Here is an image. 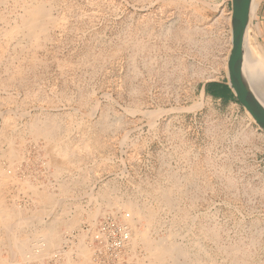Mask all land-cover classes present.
Here are the masks:
<instances>
[{"label": "rangeland", "instance_id": "1", "mask_svg": "<svg viewBox=\"0 0 264 264\" xmlns=\"http://www.w3.org/2000/svg\"><path fill=\"white\" fill-rule=\"evenodd\" d=\"M21 2L0 0V34L23 14ZM38 2L49 13V38L37 48L23 41L14 55L9 42L0 53V130L5 125L20 147L13 175L54 195L62 250L80 234L90 245L100 221L129 213L89 222L107 188L120 200L150 202L152 236H171L194 264H264V133L239 103L202 92L227 82L230 0ZM46 115L75 155L61 171L48 163L46 140L23 133L32 117ZM83 130L98 146L84 148ZM66 182L73 192L63 196ZM162 190L173 206L158 201ZM39 216L38 224L54 217Z\"/></svg>", "mask_w": 264, "mask_h": 264}, {"label": "bare ground", "instance_id": "2", "mask_svg": "<svg viewBox=\"0 0 264 264\" xmlns=\"http://www.w3.org/2000/svg\"><path fill=\"white\" fill-rule=\"evenodd\" d=\"M260 1L261 0H252V2H251L249 22H248L246 33H245L243 76H244V79L247 82H249V84L251 85L253 90H255V92L258 93L259 99L264 104V53L261 50V48L259 47L257 41L255 40L253 33H252V27H251L255 11H256L257 6L259 5ZM22 2H21L22 3L21 7L23 6V14L22 15L20 14L21 16H19V19H17L16 21L14 19V24L7 25L8 27L6 29H2V33H1L2 35L1 34L0 35H1V37H3V39H2L3 45L2 46L0 45V53L2 51L5 52V50L8 48L7 46H9L10 44L14 45L13 50L11 49L12 52H14L18 47L21 48L23 41L28 42L30 44L33 43V48H37V47L41 46L40 44L42 41L46 40L47 37L49 38V36H48L49 35L48 34L49 13L45 10L46 8H43L42 5L40 4V2H38V0H30L29 2L22 0ZM6 21L9 22L8 20H6ZM50 22H51V20H50ZM54 22L51 23V25H53ZM249 36L251 37L253 44L251 43ZM9 42H10V44L8 45ZM4 47L5 48L7 47V48L4 49ZM19 50H20V52L22 51L21 49H19ZM15 52H18V51H15ZM15 52L13 53V55L15 54ZM0 57H2L1 54H0ZM51 117H52V115H51ZM6 124L8 125V123H6ZM9 125H8V127H9ZM4 126H3V129L0 130V133L1 134L3 133V135L0 134V150H2L0 160L3 158L6 161L5 163L7 164L6 165L7 167L5 166L6 168L3 169L0 166V230H5V233H6V231L11 227V225L13 223H16L17 228H15V229H18L17 231H19V228H22V227H24L25 229L30 228L33 225L32 222L34 220V218H31V217H33V216L37 217V215L41 214L44 211V207L53 206L55 204L56 200H54L55 199L54 195H50L49 193L46 194V193L35 192L33 185L31 183L27 182L28 179L27 180L23 179V186L27 189L34 190V192H35L33 194L35 196V199H32V204H34L33 202L35 201V203L39 204L41 209L37 210L38 208L34 209L35 207L31 208V209H28L29 207H25V208L22 207V208H20V211H17V210L15 211V210H13V208L11 209L10 206L8 207L7 204L1 203V200L4 197V194L6 193L5 191L8 190V188H9V187H4L5 186L4 184H7V185L10 184L11 181L13 180V178L15 176H17V174L13 175V172L17 169V163H19V161H21V158H22L18 152V148H20V147L17 148L16 146H18V145L15 146V144L12 142V139H10V137H7V133H6L7 128ZM27 126H28V129H27ZM23 128L25 129V127H22V129ZM11 129H13V128L11 127ZM10 131H12V130H10ZM17 131H15V132H17ZM21 131H23V130H21ZM21 131L19 134H22ZM25 131H28L30 134H32L35 139L37 137H42V138H44L43 140H46L45 141V142H47L46 152L48 153V156H49V157L46 156L49 159L48 163L54 164V165L56 164L58 166L57 170L61 171V169L65 168L67 166V164L70 166L71 160L73 163L74 158L72 159L71 157H74L75 155L74 156L70 155L71 154L70 153V145L69 144L67 145V143L65 142L66 139H65V141H63V139L60 138L61 137L60 135H61V133H63L64 130L61 129L60 124H58L53 118H49L48 116L47 117H43V116L42 117H40V116L32 117L30 122H28V124L26 125V130H24L23 133H25ZM15 132H14V134H15ZM28 132H27V134H28ZM82 134H83L82 135L83 136V144L82 145L84 146V148H88L87 146H89V148H91L94 145V140L90 139V141L88 142V140L86 139L87 136H86L84 130L82 131ZM15 135H17V134H15ZM18 136H20V135H18ZM11 137H12V134H11ZM33 137L31 136V138H33ZM19 139H21V138H19ZM37 140H38V138H37ZM20 143H22V142H20ZM95 143L96 144L94 146L97 145V141H95ZM79 144H81V143H79ZM3 146H5V148ZM75 148H77V147H75ZM44 150H45V148H44ZM74 154H75V152H74ZM35 159H37V158H35ZM26 162H29V161H26ZM48 163L45 162L44 165H46ZM73 164H75V163H73ZM63 165H65V166L63 167ZM71 166H73V165H71ZM14 173H16V172H14ZM11 176H14V177L12 178ZM10 177L12 179H9ZM84 179H85V177H84ZM11 185H13V184H10V186ZM76 186H78V185H76ZM15 187H16V185H15ZM71 187H72V182L71 183L66 182V183L60 184L59 188L61 189L60 190L61 194H63V196L66 193L68 194L69 191H71ZM104 189L105 190L103 191V193H101L99 195L97 194L98 198L101 199L100 201H102V203H100V204L98 203V206L94 207L95 209H93L91 211V213L89 214V219H90L89 222L90 223L93 222L98 216H101V215L102 216H104V215L114 216L117 212H119L121 210L128 211L130 218L126 219L125 221L129 227L130 239L125 244V248H124V252H123L124 256L127 257V260L129 258L130 260H134L135 263H138V264H194L192 259L190 260L189 258H187V256L184 257V254H185L184 251L174 243L171 236H167L165 238H154L152 236L153 231H154V227H156L158 225V223L156 221L157 220L156 219L157 212L155 211L156 212V214H155V212H154L155 209L153 208L154 206L149 207L150 202H148V203L139 202L136 200V198H127L126 200H120L117 196L113 195L109 189H107V188H104ZM8 192H9V190H8ZM71 192H73V191H71ZM170 193H171V191H169V190L166 192L165 191L163 192V190H162V194L160 195V198L158 199V201L161 202V204L166 208L167 207L169 208V206L170 207L173 206V204L175 203V201H174V203H172L173 201L170 198L171 196L169 197ZM12 195H14V194L12 193ZM66 197H67V195H66ZM60 201H61V199H60ZM56 205L58 206V203ZM57 206H55V207H57ZM50 208H52V207H50ZM53 210H55V209L53 208L52 211ZM46 213H48V212H46ZM31 219H32V221H31ZM53 219H54V217H53ZM119 219H120V217H119ZM140 219L145 220L144 228L142 230L138 229V224H137V223H141V222H139ZM56 221L54 223H56ZM41 225H43V224L41 223ZM47 225L42 226V228H41L42 230H40L42 232L43 238H39V239H42V240H37L39 242L42 241L41 244L39 243L37 245V246H40L42 248L37 249L36 247H34L35 251H30L29 255H28V251H27V255H28V256H26V258L28 257L27 259H29V260L31 259L32 261L38 262L39 260L45 258L47 255H50L51 253H53V252L50 253V251L52 249L53 250L55 249L56 253L59 256L63 255L62 258H59V261L61 262V264H94L93 255H94L95 247L91 244V236H90V245H89L86 242L87 241L86 240V238H87L86 234H82V235L80 234L79 238H77V240H78L77 243L73 246L74 248L71 250L68 248L69 250H67L65 252L61 248L62 247L61 244L63 241H61L60 238L57 236V234H55L53 232L55 230L54 227H56V226L53 224H50V225L47 224ZM44 227H45V229H44ZM14 233H15V230H14ZM91 233H93V232H91ZM0 234H2V233H0ZM6 240H5V237H2V235H1V237H0V246L1 247L5 246ZM13 240L14 241H12V242H13V244H15L14 246H13L12 242L10 241L11 246L14 248L13 255L15 254L16 257L19 255L20 256L23 255L25 253L24 252L25 248H28V247H26V246H28L27 242H25L26 240L22 239L20 241L19 238L18 239L14 238ZM64 243H65V241H64ZM70 244H72V243H70ZM59 252H60V254H59ZM73 256H75V257H73ZM184 258H185V261H181ZM235 260H236V258H235ZM23 262H25V261H23ZM38 263H40V261ZM195 264H203V263L197 262Z\"/></svg>", "mask_w": 264, "mask_h": 264}, {"label": "crops", "instance_id": "3", "mask_svg": "<svg viewBox=\"0 0 264 264\" xmlns=\"http://www.w3.org/2000/svg\"><path fill=\"white\" fill-rule=\"evenodd\" d=\"M251 27H252V33H253V36H254V38H255V40L257 41V43H258V45H259V47L261 48V45L263 44V47H264V0H261V2L259 3V5H258V7H257V9H256V11H255V14H254V18H253V20H252V24H251ZM261 50L263 51V49L261 48ZM263 53H264V51H263ZM222 84H226V83H224V82H219V81H214V82H211V83H209L208 84V89L210 90V91H216V90H218V88L222 85ZM205 93V92H204ZM207 96H209V97H211V98H214L213 96H211V95H207ZM215 99V98H214ZM218 100H221V99H218ZM20 175V174H19ZM19 175H17V176H15L14 178H13V182L11 181V183L10 184H13V185H11L10 186V184H4L5 186L4 187H9L8 188V190H9V192H8V190H6L5 192V194H4V197L2 198V200H1V203H4V204H7V206L9 207L10 206V208L12 209L13 208V210H17V211H20V208H25V207H29L28 209H31V208H34V209H37V210H40L41 209V207L39 206V204H37V203H35V201L33 202L34 204H32V199H35V197L34 196H32V194L31 193H29V190L27 189V188H25L24 186H23V178H21V176H19ZM17 177V178H16ZM16 180V181H15ZM18 180V181H17ZM15 181V182H14ZM19 184H18V183ZM21 182V183H20ZM15 185H16V187H15ZM19 189V190H18ZM11 190V191H10ZM12 193L14 194V195H12ZM7 194V195H6ZM12 198V199H11ZM5 201H4V200ZM8 201V202H7ZM27 201V202H26ZM6 202V203H5ZM31 202V203H30ZM12 204V205H11ZM36 204V205H35ZM18 205V206H17ZM12 206V207H11ZM50 207H52V208H50ZM54 207L53 206H48V207H44V211L41 213V214H39V215H43L44 213L45 214H49L51 211H52V209H53ZM48 209V210H47ZM54 209H56V208H54ZM56 211V210H55ZM55 211L53 210L52 212H51V214H53V215H55L54 216V219L53 220H51L49 223H42L43 225H41V223L40 224H38V220H36V219H38L40 216L39 215H37V217L36 216H33V217H31V218H34V220H33V225L30 227V228H24V227H22V228H19V231H17L18 229H15V228H17L16 227V223H13L12 225H11V227L6 231V233H5V230H0V233H2V234H0V237H1V235H2V237H5V240H6V244H5V246L3 247H1L0 246V264H37L38 262L37 261H32L31 259V261L29 260V259H27L26 258V256H28L29 255V253H30V251L31 250H33L32 248H34L37 244H39V241H37V240H42V239H39V238H43V236H42V232L40 231V230H42L41 228H42V226H46L47 224H53V225H55L56 227H54V233L55 234H57V236L60 238V240H61V227L59 226V224H58V219H56L57 217V215L58 214H54L55 213ZM46 212H48V213H46ZM44 214V215H45ZM36 217V218H35ZM40 219V218H39ZM57 220V221H56ZM31 221H32V219H31ZM35 221V222H34ZM56 221V223H54ZM48 226V225H47ZM34 227V228H33ZM37 227V228H36ZM36 228V229H35ZM44 229H45V227H44ZM14 230H15V233H14ZM13 235V236H12ZM40 235V236H39ZM12 236V237H11ZM15 236V237H14ZM26 236V237H25ZM25 237V238H24ZM11 240H10V239ZM18 239L19 238V240L21 241L22 239H24V240H26L25 242H27V245L28 246H26V247H28V248H25V253L23 254V255H19V256H15V254L13 255V253H14V248L11 246V244H10V241L12 242V241H14L13 239ZM32 238V239H31ZM42 241H40V243H41ZM12 244H13V242H12ZM15 244H13V246H14ZM30 245V246H29ZM13 248V249H12ZM65 250V249H64ZM27 251H28V255H27ZM25 255V256H24ZM13 257V258H12ZM20 257V258H19ZM24 257V258H23ZM22 258V259H21ZM22 262H21V261ZM23 261H25V262H23ZM27 261V262H26ZM20 262V263H19Z\"/></svg>", "mask_w": 264, "mask_h": 264}, {"label": "water", "instance_id": "4", "mask_svg": "<svg viewBox=\"0 0 264 264\" xmlns=\"http://www.w3.org/2000/svg\"><path fill=\"white\" fill-rule=\"evenodd\" d=\"M231 47L226 62L227 82L237 102L249 114L257 127L264 133V104L243 76L245 33L249 22L252 0H230ZM261 48L264 51L263 44ZM204 86L202 92L204 93Z\"/></svg>", "mask_w": 264, "mask_h": 264}, {"label": "built area", "instance_id": "5", "mask_svg": "<svg viewBox=\"0 0 264 264\" xmlns=\"http://www.w3.org/2000/svg\"><path fill=\"white\" fill-rule=\"evenodd\" d=\"M129 218V213H125L120 219L107 217L98 223L91 235V244L95 247L94 264H131L123 253L125 244L130 239L129 227L125 221ZM47 264H61L59 255L53 254Z\"/></svg>", "mask_w": 264, "mask_h": 264}, {"label": "trees", "instance_id": "6", "mask_svg": "<svg viewBox=\"0 0 264 264\" xmlns=\"http://www.w3.org/2000/svg\"><path fill=\"white\" fill-rule=\"evenodd\" d=\"M204 92L206 95H211L215 99H221L223 102L238 103L234 95L232 94L231 90L228 88L226 84H222L216 91H210L208 89V85H206Z\"/></svg>", "mask_w": 264, "mask_h": 264}]
</instances>
